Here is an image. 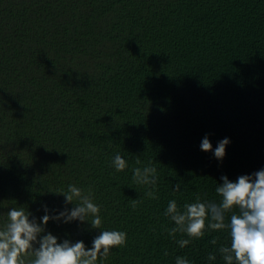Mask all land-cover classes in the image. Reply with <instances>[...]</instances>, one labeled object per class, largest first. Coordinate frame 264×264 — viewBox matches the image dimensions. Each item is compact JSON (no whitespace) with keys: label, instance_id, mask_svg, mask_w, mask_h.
<instances>
[{"label":"trees","instance_id":"16d2710c","mask_svg":"<svg viewBox=\"0 0 264 264\" xmlns=\"http://www.w3.org/2000/svg\"><path fill=\"white\" fill-rule=\"evenodd\" d=\"M205 134L230 138L222 161L200 150ZM262 168L264 0H0V226L10 207H72L60 193L75 184L101 229L127 233L104 264H225L229 230L173 235L168 202H219L222 175ZM47 230L87 246L100 231Z\"/></svg>","mask_w":264,"mask_h":264},{"label":"clouds","instance_id":"9594fccd","mask_svg":"<svg viewBox=\"0 0 264 264\" xmlns=\"http://www.w3.org/2000/svg\"><path fill=\"white\" fill-rule=\"evenodd\" d=\"M230 143V138L224 137L213 147L208 134H205L199 147L222 161ZM112 167L116 171L127 167L126 159L119 152L112 159ZM155 172L152 167H137L133 169V178L139 183L154 185L157 179ZM220 181L215 189L221 197L219 202L197 198L195 202L185 203L183 211L178 210L175 199L168 202L165 215L175 224L172 234L182 231L199 238L205 234L206 226L212 230L227 228L230 244L219 248L225 264H264V168L251 174H241L235 180L222 175ZM180 188L179 183L174 186L175 191ZM60 194L64 196L65 205L73 206L53 211L45 204L44 214L40 217L23 207L8 209L7 221L0 226V264H104L113 248L126 243L125 231L99 227L102 223L100 206L90 194H83L75 184H69L67 190ZM227 211H232V215L226 223ZM49 221L90 223L100 231L87 246L83 240H61L47 230ZM189 242L182 239L179 245L185 247ZM208 259L214 261L216 255L209 254ZM175 264L192 262L177 256Z\"/></svg>","mask_w":264,"mask_h":264}]
</instances>
